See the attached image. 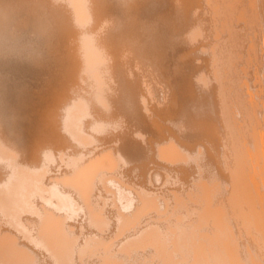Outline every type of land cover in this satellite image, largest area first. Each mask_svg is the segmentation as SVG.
Instances as JSON below:
<instances>
[{
    "label": "bare ground",
    "instance_id": "1",
    "mask_svg": "<svg viewBox=\"0 0 264 264\" xmlns=\"http://www.w3.org/2000/svg\"><path fill=\"white\" fill-rule=\"evenodd\" d=\"M0 264H264V0H0Z\"/></svg>",
    "mask_w": 264,
    "mask_h": 264
}]
</instances>
